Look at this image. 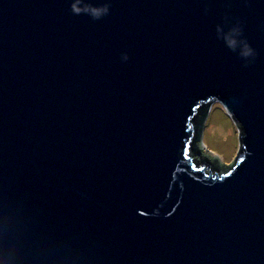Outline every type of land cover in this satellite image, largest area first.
<instances>
[{
    "label": "water",
    "instance_id": "1",
    "mask_svg": "<svg viewBox=\"0 0 264 264\" xmlns=\"http://www.w3.org/2000/svg\"><path fill=\"white\" fill-rule=\"evenodd\" d=\"M73 2L0 0V264H264V0Z\"/></svg>",
    "mask_w": 264,
    "mask_h": 264
},
{
    "label": "rangeland",
    "instance_id": "2",
    "mask_svg": "<svg viewBox=\"0 0 264 264\" xmlns=\"http://www.w3.org/2000/svg\"><path fill=\"white\" fill-rule=\"evenodd\" d=\"M237 124L227 113L223 105L214 101L201 126L202 148L209 154L216 155L223 164H230L239 147Z\"/></svg>",
    "mask_w": 264,
    "mask_h": 264
},
{
    "label": "flooded vegetation",
    "instance_id": "3",
    "mask_svg": "<svg viewBox=\"0 0 264 264\" xmlns=\"http://www.w3.org/2000/svg\"><path fill=\"white\" fill-rule=\"evenodd\" d=\"M204 103H207V102H204ZM208 103H209V100H208ZM206 111H207V109L204 111L203 109H201V107H199L194 111L193 115L190 118L191 126L194 129L193 130V132L195 134L194 137H196L198 134V131L201 127V123L203 121V118H204Z\"/></svg>",
    "mask_w": 264,
    "mask_h": 264
},
{
    "label": "clouds",
    "instance_id": "4",
    "mask_svg": "<svg viewBox=\"0 0 264 264\" xmlns=\"http://www.w3.org/2000/svg\"><path fill=\"white\" fill-rule=\"evenodd\" d=\"M71 7H72L73 11L78 12V11L80 10V9L77 7V3L75 2V0H74V2L72 3ZM106 10H107L106 7L103 8V9H101V8H94V9H93V15L96 16V17H98V16L101 14V12H105ZM233 31H236V30L233 29ZM229 43H230V44H234V41L230 40ZM242 54H243L244 56H248V55L252 54V49L249 48L247 45H245L244 48H243V52H242ZM211 105H212V104H211ZM211 105H210V107H211ZM210 107H209V109H210ZM209 109H208V112H209ZM208 112H207V113H208ZM227 113H228V112H227ZM202 144H203V143H202ZM203 146H204V144H203ZM204 147H205V146H204ZM238 150H239V147H238ZM237 152H238V151H237ZM236 154H237V153H236Z\"/></svg>",
    "mask_w": 264,
    "mask_h": 264
},
{
    "label": "trees",
    "instance_id": "5",
    "mask_svg": "<svg viewBox=\"0 0 264 264\" xmlns=\"http://www.w3.org/2000/svg\"><path fill=\"white\" fill-rule=\"evenodd\" d=\"M206 104V105H205ZM208 107H209V105L207 104V103H203L202 105H201V109H203L204 111L206 110V109H208ZM197 152H198V150H197Z\"/></svg>",
    "mask_w": 264,
    "mask_h": 264
}]
</instances>
